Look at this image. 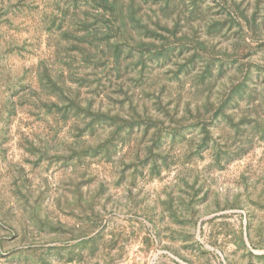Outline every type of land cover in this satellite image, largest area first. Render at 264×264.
Returning <instances> with one entry per match:
<instances>
[{
    "label": "rangeland",
    "instance_id": "1",
    "mask_svg": "<svg viewBox=\"0 0 264 264\" xmlns=\"http://www.w3.org/2000/svg\"><path fill=\"white\" fill-rule=\"evenodd\" d=\"M74 4L106 23L0 0V264H264V0L201 1L220 30L179 78L83 59Z\"/></svg>",
    "mask_w": 264,
    "mask_h": 264
},
{
    "label": "trees",
    "instance_id": "2",
    "mask_svg": "<svg viewBox=\"0 0 264 264\" xmlns=\"http://www.w3.org/2000/svg\"><path fill=\"white\" fill-rule=\"evenodd\" d=\"M95 1L98 8H101L100 10L96 8L98 12L94 21L99 23L101 20L97 18L105 16L106 23L89 25L88 18L84 14L86 9L75 4L70 7L67 5L65 10L69 14L71 22H74V29L69 31L75 44L80 46L83 59L103 58L105 64L109 65L110 74L119 78L123 77L125 73H130L127 66L130 67L131 64L139 65L138 72L141 74L145 64L149 61L159 62L160 67L165 64L176 66L173 75L179 78L180 73L189 72L185 63L177 64L181 61L180 56H185L184 59L182 58L183 62L189 59V62L192 61L194 64V59L199 56V47L204 45V40L200 37L203 35L205 37L217 36L213 32L220 30V26H217L220 24L219 20H205L204 9L199 5L203 0H190L188 4L183 0ZM223 1L227 2L228 0ZM145 4L148 9L142 12L141 9ZM238 17L245 19L242 12L238 14ZM76 23L81 24L78 25V30ZM77 31H81L80 37ZM177 35L179 36L178 40L172 43V36ZM187 53L190 58L186 56ZM184 67L186 70H182ZM208 68H204L200 74L196 75L197 82H203L211 76ZM192 79L196 81L195 76ZM129 87L131 86L127 85V88ZM244 87L242 83L233 86L223 85L220 89V107L226 102H230L236 93H238L237 95L243 93ZM66 90L67 92L71 91L68 88ZM74 98L76 100V95ZM70 101L72 102L73 99ZM193 107L196 114L199 115V106L194 104ZM186 109L191 112V108L186 107ZM113 117L119 118L118 113H114ZM137 117H139L138 114ZM135 119L133 116L129 120L122 119L124 124L113 128L110 132L111 137L124 126L132 127ZM162 120L161 117V122Z\"/></svg>",
    "mask_w": 264,
    "mask_h": 264
}]
</instances>
